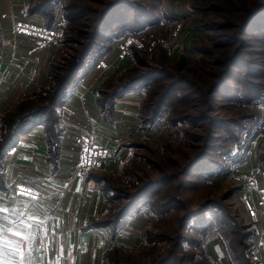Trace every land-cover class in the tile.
Instances as JSON below:
<instances>
[{"label": "rangeland", "instance_id": "obj_1", "mask_svg": "<svg viewBox=\"0 0 264 264\" xmlns=\"http://www.w3.org/2000/svg\"><path fill=\"white\" fill-rule=\"evenodd\" d=\"M53 1L67 10L55 11L50 90L78 49L74 34H64L71 28L65 18L92 19L93 9L118 0ZM242 1L121 0L106 17L90 52L103 55L96 65L105 61L107 75L112 64L104 57L123 46L129 61L124 73L105 81L99 97L133 80L140 99L138 132L123 145L120 171L105 181L108 211L98 222H112L126 209L116 229L127 230L101 264H256L257 218H248L241 195L264 185V12L241 37L209 28L213 21L227 24L215 17L216 8L232 11V21L241 23L242 11L253 10L257 0ZM54 3L44 11H54ZM5 124L0 139L9 134Z\"/></svg>", "mask_w": 264, "mask_h": 264}, {"label": "crops", "instance_id": "obj_2", "mask_svg": "<svg viewBox=\"0 0 264 264\" xmlns=\"http://www.w3.org/2000/svg\"><path fill=\"white\" fill-rule=\"evenodd\" d=\"M30 1L0 0L2 123L10 121L19 105L44 86L56 55L54 43L11 34L13 22L24 18L43 22L39 15H28ZM118 56L116 50L104 57L112 64L107 75L96 63L80 71L42 124L18 136L2 153L0 264H101L127 230L116 229L119 223H98L106 219L108 211L105 181L120 171L123 145L138 132L139 95L130 91L107 102L108 106L98 103L105 81L127 70L128 57ZM84 134H91L106 147L110 158L81 180L74 171L80 162L78 140ZM19 185L38 190L42 199L32 201L14 194L12 189ZM260 216L252 224L251 256L256 264H264V218ZM130 225L128 228L135 223Z\"/></svg>", "mask_w": 264, "mask_h": 264}, {"label": "trees", "instance_id": "obj_3", "mask_svg": "<svg viewBox=\"0 0 264 264\" xmlns=\"http://www.w3.org/2000/svg\"><path fill=\"white\" fill-rule=\"evenodd\" d=\"M210 1H216V0H210ZM239 2H243L242 0H238ZM48 2L49 0L39 1L36 2V0H31L30 4L28 6L27 13L30 16H41L44 20L48 17L47 21L50 23H46L44 21V25L47 28L53 27L55 25L56 21V15L55 11L56 9L60 10V12H64L67 10L66 7L63 5H60L56 1L54 5L50 4L51 7H53L54 11H48L45 12L44 10L48 8ZM121 0L115 1L113 3L108 4L103 10L99 9H93L92 10V19H82V22L78 18H65V20L68 22L66 24L70 25L71 28L67 29L65 27L64 34H74L71 36H74V40H72V45H77L78 49H72L73 52L71 57H68L64 60L63 64L60 66L61 71H64V74L61 77H57V87L55 89L46 88V85H50L53 81V70L54 68V62H52L47 80L46 85L42 86L34 95L33 98L23 102L19 107L16 109V111L10 116V121H8L5 125H7V131L9 134H6L2 139H0V160L2 158V153L5 152L9 146H11L16 138L18 136H22L25 134L29 129L38 126L42 124V120L46 116L47 112L50 111L53 106L58 102V99L60 98L61 94L63 93L64 89L68 87V85L74 80V78L77 77V75L80 73V71H84L87 69L92 68V66L95 65L96 61H98L103 55L102 54H91V49L93 45L95 44L96 38L98 36L99 31H101V28L106 20V17L110 13V11L119 3ZM230 4L233 3V0H228ZM237 3V0H236ZM199 9V7H197ZM69 10V9H68ZM212 11H216V18H220L221 20H224V22H227L225 25H220L222 27H218L219 24H217L215 21L209 23L210 29L212 30H221V29H229L233 33L236 34L237 37H241L247 33V30L249 26L252 24L254 19L262 14L264 12V0H257L255 2V7L253 10L248 11L244 10L241 13L242 21L239 24H235L231 17L233 16L232 11L227 10L226 8H216ZM89 22V23H88ZM74 26V27H73ZM76 38H84V40H87L86 45H82L83 42H80L78 40H75ZM65 42V39H64ZM70 44V43H69ZM238 52V51H237ZM235 52L234 56L230 59L229 64L230 66L233 64L234 59L236 58ZM54 61V60H53ZM138 82H142L143 79H138ZM136 83V81L130 80L128 83L124 84L121 87L115 88L113 91H111L110 95H108V92L105 91L102 95L101 102H110L113 98L121 97L124 93L132 91V87ZM219 85H215L214 89H211V93L215 92L216 88ZM45 89L50 90L47 94L48 96H45L42 94V92L45 91ZM51 93V94H50ZM210 93V94H211ZM159 109V108H158ZM53 144V143H52ZM56 148V147H55ZM193 165H191L185 169V173L187 170ZM184 175V173H183ZM109 202V201H108ZM126 209L122 210L118 213L117 217L109 223L117 224L121 221V219L126 215L124 214Z\"/></svg>", "mask_w": 264, "mask_h": 264}, {"label": "built area", "instance_id": "obj_4", "mask_svg": "<svg viewBox=\"0 0 264 264\" xmlns=\"http://www.w3.org/2000/svg\"><path fill=\"white\" fill-rule=\"evenodd\" d=\"M11 31L14 36L25 35L44 42H53L57 38V27L47 28L27 20L14 22ZM127 49L128 46H123L119 52L121 58L126 56ZM96 67L100 72H105L107 65L105 61L101 60L97 62ZM78 142L80 145V162L74 171V176L84 180L90 171L100 169L104 165L110 158V152L97 142L91 134L82 135ZM14 191V194L30 198L32 201L42 199V194L38 190L23 185L17 186ZM241 206L250 219H256L259 215L264 217V185L252 192L248 190L243 192Z\"/></svg>", "mask_w": 264, "mask_h": 264}]
</instances>
